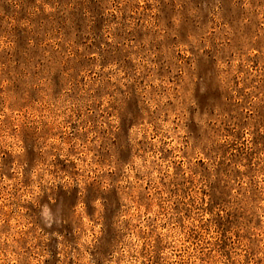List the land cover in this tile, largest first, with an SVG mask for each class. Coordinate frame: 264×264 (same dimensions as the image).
Wrapping results in <instances>:
<instances>
[{
    "label": "rangeland",
    "instance_id": "374dc122",
    "mask_svg": "<svg viewBox=\"0 0 264 264\" xmlns=\"http://www.w3.org/2000/svg\"><path fill=\"white\" fill-rule=\"evenodd\" d=\"M0 264H264V0H0Z\"/></svg>",
    "mask_w": 264,
    "mask_h": 264
},
{
    "label": "clouds",
    "instance_id": "9594fccd",
    "mask_svg": "<svg viewBox=\"0 0 264 264\" xmlns=\"http://www.w3.org/2000/svg\"><path fill=\"white\" fill-rule=\"evenodd\" d=\"M43 215H44L47 219H49V221H50V217H49V213H48L47 208H45Z\"/></svg>",
    "mask_w": 264,
    "mask_h": 264
}]
</instances>
